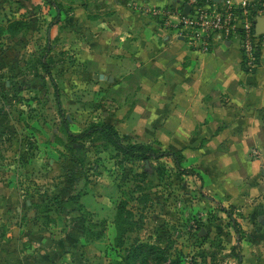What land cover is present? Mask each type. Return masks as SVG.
I'll use <instances>...</instances> for the list:
<instances>
[{
  "label": "rangeland",
  "instance_id": "374dc122",
  "mask_svg": "<svg viewBox=\"0 0 264 264\" xmlns=\"http://www.w3.org/2000/svg\"><path fill=\"white\" fill-rule=\"evenodd\" d=\"M100 2L0 0V264L10 253L27 263L239 264L240 255L241 264H264V172L249 183L239 169L244 189L234 195L180 175L169 158L143 163L95 137L69 140L67 132L111 121L126 146L181 150L161 112L148 123L147 108H128L133 97L92 80ZM191 151L181 166L206 173L211 156Z\"/></svg>",
  "mask_w": 264,
  "mask_h": 264
},
{
  "label": "crops",
  "instance_id": "0c3cea01",
  "mask_svg": "<svg viewBox=\"0 0 264 264\" xmlns=\"http://www.w3.org/2000/svg\"><path fill=\"white\" fill-rule=\"evenodd\" d=\"M99 1L103 42L98 54L89 52L88 61L99 72L92 74V80L133 97L128 108H147L148 123L161 112L163 133L170 145L181 147L179 151L192 150L204 161L211 156V168L205 165L206 173L196 172L205 186L212 187L216 181L222 190L236 195L244 189L242 180L236 179L239 169L254 183L258 173L264 172V43L258 67L244 72L240 39L215 42L204 53L150 12L168 9L172 3L179 10L178 4L184 7L188 0ZM255 1L248 0L250 6ZM259 16H264V10ZM99 75L104 79H96ZM106 124L116 128L111 121ZM151 124L150 133L156 135V122ZM173 149L170 152H176ZM231 178L233 184H229ZM252 249L248 252L262 251V247ZM14 255H6L4 264H53L48 259L27 263Z\"/></svg>",
  "mask_w": 264,
  "mask_h": 264
},
{
  "label": "built area",
  "instance_id": "2783aa9c",
  "mask_svg": "<svg viewBox=\"0 0 264 264\" xmlns=\"http://www.w3.org/2000/svg\"><path fill=\"white\" fill-rule=\"evenodd\" d=\"M186 5L191 8L187 16L183 15L184 7L179 10L153 8L150 12L179 37L187 38L191 46L204 53L209 52L215 42L240 39L244 66L248 70L256 67L255 47L264 43V33L257 36L253 32L248 0H240L238 4L233 0H221L220 5L211 0L205 1L203 5L198 0H188ZM173 18H177V21L174 22ZM239 35H242L241 38Z\"/></svg>",
  "mask_w": 264,
  "mask_h": 264
},
{
  "label": "trees",
  "instance_id": "16d2710c",
  "mask_svg": "<svg viewBox=\"0 0 264 264\" xmlns=\"http://www.w3.org/2000/svg\"><path fill=\"white\" fill-rule=\"evenodd\" d=\"M205 1L207 0H198V3L200 5H203L205 3ZM214 1V0H211ZM46 2L48 3L49 0H46ZM181 5L180 8H182V4H178ZM177 6L176 3H172V5L168 8L173 10V8ZM52 7L59 12L60 7L57 4H52ZM260 10H264V0H256L254 3L251 4V6L249 7V13H250V17L253 19L252 21L254 22L255 18L257 16H259V11ZM242 35H239V38H241ZM260 47L261 46H256L255 48V59H256V67H258L259 65V60H260ZM255 68L253 70H248L245 66H244V62L242 64V69L244 72H254ZM46 73L48 74V76L50 75V71L49 69L46 70ZM67 136L69 138V140L74 143V145H78L79 141H84L86 139H90V138H96V140H104L105 143L112 147L115 151L121 153L123 156L131 159V160H136L139 162H143V163H148V162H157L161 159L164 158H169L172 160L176 170L179 172L180 175H187V176H196L199 178V176L196 174L195 171H191V170H186L184 169L181 164L183 161V155H182V151H177V152H170V151H163V152H159L155 149H153L150 145H146V144H131V145H125L123 143V140L126 139V136H121L119 134V132L117 131V129L109 124H101V125H93L90 128H88L87 130H85L83 133L75 135V134H71L70 132H67ZM37 205H41V204H37ZM117 230H118V234L119 237L121 238L124 235V226L122 224L123 219H122V215L118 214L117 215ZM82 232V236L86 235V230L81 229L80 230ZM234 231L237 235V237L240 236V230L238 229V226H236V224H234ZM238 263L241 264V256L237 255L236 256Z\"/></svg>",
  "mask_w": 264,
  "mask_h": 264
},
{
  "label": "water",
  "instance_id": "95a60500",
  "mask_svg": "<svg viewBox=\"0 0 264 264\" xmlns=\"http://www.w3.org/2000/svg\"><path fill=\"white\" fill-rule=\"evenodd\" d=\"M219 0H215L217 3ZM190 6L185 5L183 9V15L187 16L190 13ZM253 32L255 35H261L264 33V16H257L253 22ZM96 79L103 80L104 77L102 75H99L96 77ZM260 222V221H259ZM262 224V223H261ZM82 234V232H80ZM60 244V243H59Z\"/></svg>",
  "mask_w": 264,
  "mask_h": 264
}]
</instances>
